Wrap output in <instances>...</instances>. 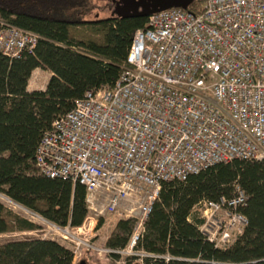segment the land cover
<instances>
[{
	"label": "built area",
	"instance_id": "1",
	"mask_svg": "<svg viewBox=\"0 0 264 264\" xmlns=\"http://www.w3.org/2000/svg\"><path fill=\"white\" fill-rule=\"evenodd\" d=\"M200 6L198 13L170 8L147 16L114 85L86 91L39 140L38 172L85 188L89 222L71 228L74 259L123 252L93 241L95 217L118 213L134 220L127 254L137 252L141 263L146 256L168 260L134 249L161 183L235 159L264 162V0ZM37 39L0 22L6 57L31 52ZM245 204L236 184L231 197L202 201L199 232L226 248L247 224Z\"/></svg>",
	"mask_w": 264,
	"mask_h": 264
},
{
	"label": "trees",
	"instance_id": "2",
	"mask_svg": "<svg viewBox=\"0 0 264 264\" xmlns=\"http://www.w3.org/2000/svg\"><path fill=\"white\" fill-rule=\"evenodd\" d=\"M200 7L195 0L186 10L198 13ZM92 9L93 0H0V22L38 35L31 52L17 58L0 52V194L60 228L80 227L86 220L85 188L40 174L36 147L52 121L86 91L114 85L134 32L146 23V17L113 14L89 18ZM35 69L50 76L43 90L29 91ZM234 184L246 196L241 212L247 224L233 243L218 249L199 232L197 208L204 200L231 197ZM133 227V219H119L105 247L125 248ZM40 229L0 203V234ZM134 249L170 256H146L141 264H264V162L235 159L185 181L161 183ZM0 264L75 263L71 250L57 241L24 238L0 243Z\"/></svg>",
	"mask_w": 264,
	"mask_h": 264
},
{
	"label": "rangeland",
	"instance_id": "3",
	"mask_svg": "<svg viewBox=\"0 0 264 264\" xmlns=\"http://www.w3.org/2000/svg\"><path fill=\"white\" fill-rule=\"evenodd\" d=\"M112 14V8L110 3L106 2L105 0H93V9L87 15L89 18L97 17H107ZM46 73H42L41 71H37L32 73L27 88L29 90L32 89H40L44 88V84L46 82ZM0 203L5 206L7 209L11 210L12 212L40 225L41 229L39 231H32V232H13V233H4L0 234V243H4L6 241L11 240H20L24 238H41V239H52L57 241L61 245L71 249V245L69 244L70 240L72 239L71 235L74 233V230L68 228L67 231L64 228L62 231L55 230L52 227V224L45 222L42 220L37 214L21 207L10 201L8 198L4 197L0 194ZM197 210H200L198 207ZM33 213V214H32ZM122 216L118 213H104L103 215L96 216L93 221V233L95 237H93V241L98 246H103L106 238L114 229L115 223L122 219ZM101 220L102 224L99 228H96L97 222ZM89 220L84 221L85 227L88 225ZM82 224V225H83ZM81 225V226H82ZM126 248L123 249V252L117 255V257H111L109 255H101L98 256H88L85 255V259H74L75 264H141L140 256L137 252L134 254H127ZM132 256H135L132 258Z\"/></svg>",
	"mask_w": 264,
	"mask_h": 264
},
{
	"label": "water",
	"instance_id": "4",
	"mask_svg": "<svg viewBox=\"0 0 264 264\" xmlns=\"http://www.w3.org/2000/svg\"><path fill=\"white\" fill-rule=\"evenodd\" d=\"M112 1V0H111ZM112 14L120 18L147 17L162 10L177 8L186 10L195 0H113Z\"/></svg>",
	"mask_w": 264,
	"mask_h": 264
},
{
	"label": "crops",
	"instance_id": "5",
	"mask_svg": "<svg viewBox=\"0 0 264 264\" xmlns=\"http://www.w3.org/2000/svg\"><path fill=\"white\" fill-rule=\"evenodd\" d=\"M37 71H41L42 73H46V81H47V79H48V77L50 76V72H48V71H44V70H40V69H35L34 71H33V73H35V72H37ZM46 83V82H45ZM45 85V84H44ZM44 88H40V89H38V90H43ZM27 90H29L28 88H27ZM33 90V89H32ZM30 91V90H29Z\"/></svg>",
	"mask_w": 264,
	"mask_h": 264
},
{
	"label": "flooded vegetation",
	"instance_id": "6",
	"mask_svg": "<svg viewBox=\"0 0 264 264\" xmlns=\"http://www.w3.org/2000/svg\"><path fill=\"white\" fill-rule=\"evenodd\" d=\"M109 1H110V3H111V8H112V11H113V9H114V6H115V2H116V1H113V0H112V1H111V0H109Z\"/></svg>",
	"mask_w": 264,
	"mask_h": 264
}]
</instances>
